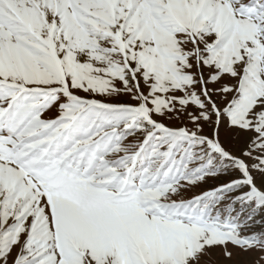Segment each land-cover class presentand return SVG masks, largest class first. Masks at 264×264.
Listing matches in <instances>:
<instances>
[{
    "label": "snow or ice",
    "instance_id": "snow-or-ice-1",
    "mask_svg": "<svg viewBox=\"0 0 264 264\" xmlns=\"http://www.w3.org/2000/svg\"><path fill=\"white\" fill-rule=\"evenodd\" d=\"M0 264H264V0H0Z\"/></svg>",
    "mask_w": 264,
    "mask_h": 264
}]
</instances>
